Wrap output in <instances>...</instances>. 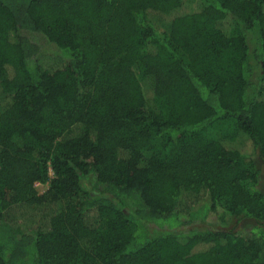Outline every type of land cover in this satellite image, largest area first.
<instances>
[{
	"label": "trees",
	"instance_id": "1",
	"mask_svg": "<svg viewBox=\"0 0 264 264\" xmlns=\"http://www.w3.org/2000/svg\"><path fill=\"white\" fill-rule=\"evenodd\" d=\"M260 177L264 0H0V264H264Z\"/></svg>",
	"mask_w": 264,
	"mask_h": 264
},
{
	"label": "rangeland",
	"instance_id": "2",
	"mask_svg": "<svg viewBox=\"0 0 264 264\" xmlns=\"http://www.w3.org/2000/svg\"><path fill=\"white\" fill-rule=\"evenodd\" d=\"M191 7L192 6H190V4H188L186 6V11L187 12L190 11ZM39 61H40L41 65L44 66V67H46V68H48L51 65H54V63H55V60H52V58H43V59H40ZM133 70H134V73H135V75L137 77H140V78L142 77L141 70H140V68L138 66H135L133 68ZM213 132L214 131H208L207 134H208V138L209 139L218 137L219 134H220L219 131H218V133L215 132L214 134H213ZM245 162H247V160ZM49 176H51V173L50 172H49ZM259 180H260V182H259V184L257 186V189L260 190V191H264V182H262L261 177L259 178ZM36 190L39 193H41L44 190L43 185H41V186L38 185L37 188H36ZM216 215H217V213L216 214H211V215L208 216L207 222L209 223V227L210 228L216 227V225L218 227ZM226 221L227 222L222 227V229H226V230H232V229L233 230H244V229H249L250 230V228L254 224L252 221L246 220V219H241V220L239 219L238 220L236 218H227ZM194 227L201 228L202 225H196Z\"/></svg>",
	"mask_w": 264,
	"mask_h": 264
},
{
	"label": "built area",
	"instance_id": "3",
	"mask_svg": "<svg viewBox=\"0 0 264 264\" xmlns=\"http://www.w3.org/2000/svg\"><path fill=\"white\" fill-rule=\"evenodd\" d=\"M38 185H40V186H41V184H40V183H37V182H36V183H34V185H33V186H34V188H37V186H38Z\"/></svg>",
	"mask_w": 264,
	"mask_h": 264
}]
</instances>
